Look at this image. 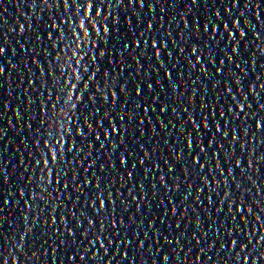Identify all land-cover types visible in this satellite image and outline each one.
<instances>
[{
  "label": "snow or ice",
  "instance_id": "6c2138e0",
  "mask_svg": "<svg viewBox=\"0 0 264 264\" xmlns=\"http://www.w3.org/2000/svg\"><path fill=\"white\" fill-rule=\"evenodd\" d=\"M91 11H92V12H95V11H96V9H95L94 6L92 7ZM86 24H87V22L85 21V25H86ZM147 27H148V29L150 30V29L152 28V24L149 23V24L147 25ZM224 27H225V30H227L228 26H227V25H224ZM20 28H22L23 30H25V28H24L23 25H21ZM204 28H205V31H207V30H208V25L205 24V25H204ZM108 31H109V29H108ZM212 32H216V28H215V27L212 28ZM229 35H232V34L229 33ZM244 35H245V34H244ZM161 42H163V41H161ZM144 43H145V45H146L147 42L145 41ZM163 44H164V42H163ZM135 45H136V47H141V41H140V40L135 41ZM160 46L162 47L161 44H160ZM124 47H128V45L125 44ZM152 47H153L154 49L158 47L157 44H156V41H155V40L152 41ZM3 51H4V49H3L2 47H0V53H2ZM192 51H193V53H196V52H197V49L194 48V49H192ZM236 51H237V49H236ZM155 55H156V57H159L160 54H159V52L157 51V52L155 53ZM200 59H201L200 56H199V55H196V61H197V62H200ZM221 63H223V61H221ZM0 70L3 71L2 68H0ZM218 71H219V70H218ZM168 75H169V73H167V76H168ZM105 87H107V85H105ZM150 87H151V85H149V88H150ZM139 92H140V89L138 88V89H137V93L139 94ZM113 96H115V100H116V94H115L114 92L112 93V100H113ZM105 99H107V97H105ZM161 111H162V112L164 111L163 107L161 108ZM229 111H230V109H229ZM210 114L213 115V116H215V113H214V112H213V113H210ZM220 115H221V116H224V113L221 112ZM190 120H191V117H190ZM206 120H207V117L204 118V121H205V122H204L203 126H204L205 129L208 127V125H207V123H206ZM257 123H258V125H259V128L264 127V124H262L261 122L258 121ZM182 127H183V126H182ZM194 127H199V126H198V125H194ZM116 131H117V129H116L115 127H112V132H116ZM217 131L220 132L221 129L218 127V128H217ZM105 135L107 136V133H106ZM222 135H223V136H227V132H226V131L222 132ZM232 138H233V140L236 139L235 131H233V137H232ZM186 143H187V147H188L189 149H191L192 146H193V142H192V140L189 138V139L186 141ZM200 151L203 152L204 149L201 148ZM194 158H195V159L193 160V162H197L198 157H195V156H194ZM120 163H121L122 165L125 164V159H124L123 157H121V159H120ZM236 163H237V165H239L240 161L237 160ZM229 172H231V169H229ZM84 183L87 184L88 181L85 180ZM65 187H66V186H65ZM97 189H98V194H99V195H97V200H99V207H100L101 204H102V205H103V208H104V207H105V201H104V199L102 198V193L99 192V184H98V182H97ZM225 195H227V192L225 193ZM109 197H111V193L108 194V199H109ZM4 203H5V201H4ZM100 209H101V207H100ZM172 211H173V213H175V208H173ZM237 211H240L239 207L237 208ZM97 239H99V238H97ZM235 243H236V241H232V244H233V245H235ZM221 246H222V245H221ZM0 264H3V259H2V258H0ZM8 264H9V262H8Z\"/></svg>",
  "mask_w": 264,
  "mask_h": 264
}]
</instances>
